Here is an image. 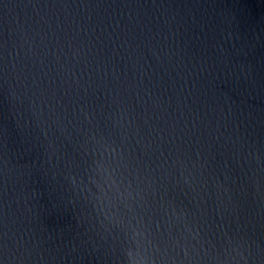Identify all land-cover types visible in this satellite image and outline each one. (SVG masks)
I'll return each instance as SVG.
<instances>
[{"label": "water", "instance_id": "obj_1", "mask_svg": "<svg viewBox=\"0 0 264 264\" xmlns=\"http://www.w3.org/2000/svg\"><path fill=\"white\" fill-rule=\"evenodd\" d=\"M0 264H264V0H0Z\"/></svg>", "mask_w": 264, "mask_h": 264}]
</instances>
